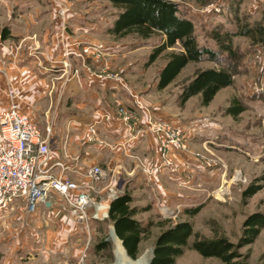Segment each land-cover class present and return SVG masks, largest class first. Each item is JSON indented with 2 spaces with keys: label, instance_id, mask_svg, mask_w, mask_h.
Returning <instances> with one entry per match:
<instances>
[{
  "label": "rangeland",
  "instance_id": "1",
  "mask_svg": "<svg viewBox=\"0 0 264 264\" xmlns=\"http://www.w3.org/2000/svg\"><path fill=\"white\" fill-rule=\"evenodd\" d=\"M175 1L180 14L192 21L197 43L216 51V59L204 58L199 62H189L170 85L162 90L156 88V79L167 54L172 49L163 51L149 66L144 65L153 46L161 41L159 34L156 33L147 39L133 34L114 37L107 33V28L112 24L117 11L110 2L107 0L61 1L67 6L68 16L65 14L64 19L71 36L75 38L90 36L104 44L105 49L97 59L99 61L105 58L102 60L101 69L110 68L112 72L116 69L120 70L126 82L150 108L157 105L158 108L167 109L171 114L182 116V119H186L188 123V129H195L192 133L196 137L194 139L202 143V146L211 147L214 149L213 153L218 155V157L213 156L216 160L210 163L217 166L212 169L222 173L219 184L195 182L190 186L188 182L187 190L185 189L188 196L178 203L163 202L152 185L151 189L150 186L148 190L146 189L140 165L148 164L140 161L142 160L140 157V160L136 159L134 162L131 173L120 170L116 181L117 193L120 195L128 188L130 192L127 190L125 192L131 194L133 198L131 207L140 209L134 216L135 219L145 224L151 223L148 233L140 242L139 252L134 261L148 251L151 252L156 236L178 221H189L192 224L193 234L199 237H224L229 242L237 244L247 216L256 212L264 213V91L257 90L259 87L264 89V40L257 42L255 38L235 34L245 27L254 28L258 25L264 27V0ZM3 3L12 5L13 14L21 9L23 16L37 13L50 17L51 23L59 19L57 11L56 17L52 12L49 15L43 11L50 9L49 0H0V4ZM9 13L11 12L6 14V11L0 9V15H5V23L10 18ZM39 20L41 22L40 18ZM15 29L18 30L17 27ZM228 35L232 40L235 57L229 56L220 47L222 42L227 41ZM82 46L80 44L79 48ZM178 49L177 46L173 48V50ZM76 58L84 59L77 56ZM91 59L95 60V56H91ZM74 61L76 68L82 66L80 59ZM104 61H108V64H104ZM93 65L94 63H91V66ZM228 65L232 67L233 83L221 89L208 106H201L199 95H195L188 99L187 107L179 108L177 102L179 88L196 71ZM61 66L64 67L62 62L59 63V67ZM59 67L55 65L50 75L59 73L56 70ZM16 86L22 88L24 85L17 83ZM232 97H236L243 106V111L235 118L225 112ZM44 104L45 102H40V109L46 108ZM89 107L87 105L80 110L86 112ZM38 126L43 128L45 123ZM66 132L62 143L58 145L59 148L53 149L51 156L55 158L56 155L61 158L67 166H75L76 171L67 170L66 176L78 180L81 178V173L89 166L86 164L88 159L85 160L84 157L86 144L83 142V137L78 140L80 144L73 143ZM207 171L213 170L207 169ZM123 177L131 179L125 180ZM144 177L147 178L146 175ZM146 182L152 183L150 178L146 179ZM250 183L261 188L250 198L243 200L241 193ZM193 189L197 190L193 191ZM50 199L51 208L46 209V205L41 203L31 214H25L15 208L0 217V264L122 262L124 251L118 254L115 249V234L110 229L112 222L109 216L102 221L90 218L88 230L70 217L58 195L51 194ZM198 205H201V208L195 215L185 214L186 209ZM162 206L169 207L173 213L163 215ZM193 238L194 235L189 238V242ZM103 241L107 242V247L97 248V245ZM235 251L237 254L232 263L264 264V228L251 244L237 246ZM174 264L224 263L216 257H203L196 251L186 248Z\"/></svg>",
  "mask_w": 264,
  "mask_h": 264
},
{
  "label": "crops",
  "instance_id": "2",
  "mask_svg": "<svg viewBox=\"0 0 264 264\" xmlns=\"http://www.w3.org/2000/svg\"><path fill=\"white\" fill-rule=\"evenodd\" d=\"M61 1L64 0H49L51 10L43 9V11L49 15L52 12L56 17V2L61 3ZM63 5L67 14V6ZM1 8L2 11H6V14L11 13H9L10 18L6 23L5 15H0V110L5 105L7 87L9 85L17 87V83L22 84L24 92L20 108L37 125L44 123L53 125L52 151L62 143L65 131H67L69 140L73 143L80 144L79 138H84L83 142L86 144L84 157L85 160L88 159L87 165H101L108 169L122 164L124 170L131 173L134 162L139 157L142 159H139L140 161H144L148 165L153 164L158 158L155 137L149 131L146 123L147 112L135 107L136 100L148 108L155 119L167 121L180 129L186 144V149L175 150L171 153L173 165L151 177L152 183L146 182V179L149 178L142 176L146 189L148 190L149 186L151 189L152 185L157 196L163 202L171 204L172 202H182L187 198L186 184L188 182L190 186L195 182L210 185L219 184L222 173L212 169L217 166L210 163L216 160L213 159V156L218 157V155L213 153L214 149L208 148L206 145L202 146V143L194 139L196 137L192 133L195 129H188L186 119L171 114L167 109L158 108L154 104V108H150L135 89L126 82L120 70L116 69L113 70L115 72H112L110 68L111 71L101 69L102 60L105 58L99 61L97 60L99 58L92 60L94 58L91 59L89 56H84V59L76 58V53L80 52V44L83 46L100 44L105 49L102 42L85 35L72 37L67 29L65 19L62 21L58 19L51 23L50 17H45V15L35 13L23 16L21 7L16 14H13L12 5L3 3L0 4ZM38 16H40L41 22ZM3 26L9 28L5 38H1ZM64 45H69V50L73 53L70 55L71 58H69L67 66L59 67L63 58ZM74 59H80L82 66L76 68ZM91 63L94 65L91 66ZM106 63L108 64V61H104V64ZM55 65H58L59 68L56 70L59 73L50 75ZM107 72L116 76L111 79L98 76L99 74L103 76ZM40 102H45V109H40ZM186 102L183 105L178 103L179 108L186 106ZM87 105L90 107L86 112L80 110ZM118 105L137 110L140 121L136 127L134 126L130 130L121 121L115 119L97 123L104 112L114 110ZM61 119L65 125L61 126ZM92 124H95L98 140L91 143L87 142V128ZM81 150L79 149V151ZM54 157L58 158L56 155ZM76 165L78 164L76 163ZM207 169L213 171L208 172ZM126 190L130 192L128 188ZM196 190L193 189V191ZM51 207L45 206L46 209ZM114 238L116 240V237ZM114 246L115 249L118 248L116 242ZM119 247L121 248L122 245Z\"/></svg>",
  "mask_w": 264,
  "mask_h": 264
},
{
  "label": "trees",
  "instance_id": "3",
  "mask_svg": "<svg viewBox=\"0 0 264 264\" xmlns=\"http://www.w3.org/2000/svg\"><path fill=\"white\" fill-rule=\"evenodd\" d=\"M117 8L112 24L107 33L114 37H124L129 34L147 39L154 34L161 36V41L154 45L147 55L145 66L152 64L163 51L172 49L166 57L164 65L158 72L156 88L162 90L167 87L189 62H199L204 58L216 59V51L199 45L194 35V26L190 19L182 16L175 0H107ZM9 32L8 26L1 28V38ZM257 42L264 40V27L258 25L245 27L235 33ZM178 50H173L174 47ZM229 56L235 57L232 49L230 35L226 42L220 44ZM233 83L232 67L205 68L184 82L178 92L180 105L199 95V104L208 106L215 95L223 88ZM243 111V106L236 97H232L225 108V112L233 118ZM261 187L250 183L242 191L243 200L250 198ZM133 198L125 191L111 200L109 204V219L114 227L115 234L121 240L123 248L129 258L135 259L139 252V245L143 236L148 233L151 223H143L135 219L139 208L131 207ZM201 208L198 205L185 210V214L193 216ZM242 233L237 242L233 244L224 237L202 238L193 234L192 224L187 220L178 221L164 230L155 238L153 258L149 264H174L186 248L196 251L203 257H216L224 264L232 263L236 256L235 248L251 244L260 230L264 228V213L256 212L247 216L242 225ZM194 238L189 242V238ZM107 247L103 241L97 245L102 249Z\"/></svg>",
  "mask_w": 264,
  "mask_h": 264
},
{
  "label": "built area",
  "instance_id": "4",
  "mask_svg": "<svg viewBox=\"0 0 264 264\" xmlns=\"http://www.w3.org/2000/svg\"><path fill=\"white\" fill-rule=\"evenodd\" d=\"M56 3L59 19L62 21L66 9L62 3ZM102 50L100 44H87L76 55L99 58ZM72 53L69 45L63 46L61 62L64 67ZM98 76L111 79L116 75L107 72ZM257 90L264 91L262 87ZM23 92V88L9 85L5 92L4 108L0 110V217L15 208L31 214L41 203L51 206V194H56L64 202L70 217L89 230L90 218L98 221L108 218L109 204L119 195L118 189L116 190L117 176L124 167L118 164L105 169L100 165H90L78 180L66 176L67 170L72 171L75 166H67L62 159L51 156L54 127L51 123H46L43 128L39 127L21 110ZM134 103L137 109L147 112L146 123L157 144L158 158L155 163L150 166L140 165L143 174L151 178L171 167V153L186 149V144L180 129L167 121L155 119L140 102L135 100ZM113 119L121 121L130 130L140 121L135 108L118 105L114 110L104 112L97 123ZM95 124L87 128V142L98 140ZM97 204H102L105 208L97 211ZM161 212L163 215L173 213L167 206H162Z\"/></svg>",
  "mask_w": 264,
  "mask_h": 264
},
{
  "label": "bare ground",
  "instance_id": "5",
  "mask_svg": "<svg viewBox=\"0 0 264 264\" xmlns=\"http://www.w3.org/2000/svg\"><path fill=\"white\" fill-rule=\"evenodd\" d=\"M103 208H105V206L104 205H102V204H97L96 205V210L97 211H101V210H103ZM105 211H103V213H104ZM114 237H116V236H114ZM114 240H115V238H114ZM115 242H116V246L118 247V248H116L117 249V251H118V254H122L123 253V251H124V248H123V251L121 250V248L119 247V245L121 244L119 241H118V239L116 238V240H115ZM120 243V244H119ZM124 257L122 256V262H117V264H147V262L150 260V258H151V252L150 251H148L147 252V254H145V255H143V256H141L139 259H137L136 261H132L131 259H129V257L125 254V252H124Z\"/></svg>",
  "mask_w": 264,
  "mask_h": 264
},
{
  "label": "water",
  "instance_id": "6",
  "mask_svg": "<svg viewBox=\"0 0 264 264\" xmlns=\"http://www.w3.org/2000/svg\"><path fill=\"white\" fill-rule=\"evenodd\" d=\"M46 204H48V203H46ZM110 229L113 231V233L115 234V231H114V227H113V225H111L110 226ZM115 236H116V238L118 239V241L121 243V245H122V242H121V240L117 237V235L115 234ZM122 247H123V245H122ZM154 247H155V245H153L152 247H151V258H150V260L147 262V264H149L150 263V261H151V259L153 258V249H154ZM124 252H125V254L129 257V255L127 254V252H126V250L124 249Z\"/></svg>",
  "mask_w": 264,
  "mask_h": 264
}]
</instances>
